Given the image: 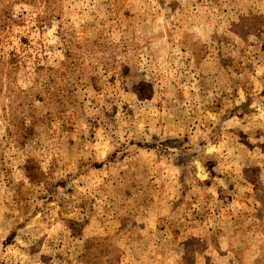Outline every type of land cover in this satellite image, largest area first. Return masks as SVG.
<instances>
[{
  "label": "rangeland",
  "instance_id": "obj_1",
  "mask_svg": "<svg viewBox=\"0 0 264 264\" xmlns=\"http://www.w3.org/2000/svg\"><path fill=\"white\" fill-rule=\"evenodd\" d=\"M0 264H264V0H0Z\"/></svg>",
  "mask_w": 264,
  "mask_h": 264
},
{
  "label": "trees",
  "instance_id": "obj_2",
  "mask_svg": "<svg viewBox=\"0 0 264 264\" xmlns=\"http://www.w3.org/2000/svg\"><path fill=\"white\" fill-rule=\"evenodd\" d=\"M9 60H11L10 63H13L14 64V60L15 59L12 56H10Z\"/></svg>",
  "mask_w": 264,
  "mask_h": 264
}]
</instances>
